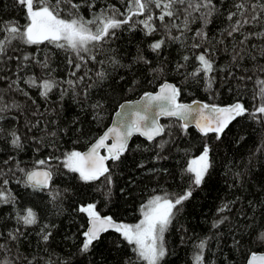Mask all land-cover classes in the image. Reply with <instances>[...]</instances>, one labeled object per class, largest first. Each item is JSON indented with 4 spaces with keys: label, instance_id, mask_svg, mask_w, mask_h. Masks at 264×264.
Listing matches in <instances>:
<instances>
[{
    "label": "trees",
    "instance_id": "trees-1",
    "mask_svg": "<svg viewBox=\"0 0 264 264\" xmlns=\"http://www.w3.org/2000/svg\"><path fill=\"white\" fill-rule=\"evenodd\" d=\"M73 2L81 4L80 14L85 19H91L94 13L109 4L123 11L126 0H94L96 7L92 9L87 4L93 0ZM214 3L218 12L204 29L208 39L201 42L200 49L191 47L195 42L191 37L202 27L199 19L189 25L190 31L183 44L169 40L159 54L152 52L149 45L162 38L163 29L146 36L140 25L132 29L124 26L116 30V35L104 45L103 51L96 54V61L88 60L77 73V76L85 77L76 89L80 95H74L70 90L61 97V88H56L44 100L40 98L38 89L23 83L20 87L29 93L31 99L18 91L6 92L5 99L17 101L23 111L13 110L6 114L7 119L0 120V128L4 129V133L0 134V169L7 171L9 166L3 162L9 157L14 158L11 162L13 168L19 162L20 167L30 171L35 167V161L47 159L50 155L62 158L65 152L84 151L108 127L121 102L138 98L145 92H154L165 82L180 88V102L202 101L227 106L239 100L251 111L254 104L260 103L253 99V81L242 82L239 77L252 75L256 63L264 65V56L258 55L256 61L246 57L239 68L233 65L231 57L235 41L224 36L223 42H219L228 25L224 17L231 9L232 0H214ZM4 21L26 23L23 10L15 4V0H0V22ZM155 23L159 24V21ZM251 43L260 46L264 41L254 39ZM204 47L211 50L216 68L210 90L202 79L187 75L195 66L193 54L203 51ZM19 49L14 55L34 53L40 60L48 55L52 78L58 81L76 79L69 75L72 69L67 59L71 53L44 45L39 49L19 45ZM184 55L193 58L177 71L176 65L185 63L182 59ZM140 56L151 63H143ZM112 58L117 59L119 65L113 67ZM99 61H104V64ZM17 64L15 60L0 63V77H8L0 79V89L7 90L11 80L17 79ZM101 68L107 71L108 77L100 84L94 83L95 72ZM152 68H163V72L153 73ZM229 72L232 74L229 75ZM18 75L24 79L33 75L49 78L48 70L35 64L19 70ZM89 77L92 79L89 80ZM88 83H92L93 87L88 89L85 99L82 93ZM62 87L67 88L68 85L63 84ZM97 102L102 103V109L91 107ZM37 107L46 115L39 127L29 131L26 122L39 118L32 115V110ZM45 121L54 122L48 123L47 127L49 131L57 132L55 138L45 136L42 131ZM179 123L175 119L163 120V125L171 126L168 131L172 135H165L152 143L134 137L120 160L109 162L111 183L105 177L84 183L56 159L50 162L54 173L50 189L33 191L25 188L15 182L23 179L19 171H15L14 175L8 173L5 177L10 180L7 189L15 197V204H0V231L6 233L17 227V212L32 208L38 223L22 229L25 235L19 239L17 247L23 255L50 258L52 264H134L135 254L115 230L103 232L90 251L82 253L80 247L88 216L79 209L93 204L101 216L111 217L123 224L138 223L142 218L141 206L152 196L180 194L189 187V178L183 169L188 160L198 156L207 144L212 167L204 183L193 188L192 197L178 206L180 211L176 212L164 233L165 256L160 264H194V255L198 251L195 245L205 238L208 240L204 252L205 264H245L251 253L264 250V241L258 239V234L264 231V125L248 116L237 117L222 138L217 140L215 134L204 137L192 127L188 128L187 134L182 133ZM12 128L18 130L22 137L23 147L20 149L13 148L9 143L7 132ZM32 137L42 143H37ZM160 140L169 141L163 149L156 146ZM258 148L261 150L257 151ZM238 172L244 173L242 178L237 177ZM53 192L59 193L55 201L50 195ZM226 202L231 211L218 214L217 210ZM223 215L229 216V220L214 229L213 222ZM43 225H48L47 231L51 232L46 245L39 236Z\"/></svg>",
    "mask_w": 264,
    "mask_h": 264
},
{
    "label": "snow or ice",
    "instance_id": "snow-or-ice-1",
    "mask_svg": "<svg viewBox=\"0 0 264 264\" xmlns=\"http://www.w3.org/2000/svg\"><path fill=\"white\" fill-rule=\"evenodd\" d=\"M15 4L23 10L26 23L21 25L18 21L0 22V63L15 60L18 62V72L28 67L29 64H35L42 69H47L49 78L33 75L24 79L19 77L17 72V79L11 80L7 90L0 89V120L7 119L6 114L13 110L23 111L21 104L17 101L5 99L6 92L18 91L31 99L29 93L20 87L21 83L26 84L29 88L38 89L40 98L44 100H47L49 94L56 88H61V97L70 90L74 95H80L81 93H78L76 89L85 77L77 76V73L81 71L88 60L96 61V54L103 51L104 45L116 35V30L124 26L132 29L136 25H140L146 36H151L163 29L162 38L149 45L152 52L159 54L169 40L183 44L187 38V32L190 31L189 25L199 19L202 22V27L191 37L195 41L191 47L200 49L202 47L201 42L208 39V34L204 29L218 12L214 0H126L123 11L109 4L99 12L94 13L91 19H85L80 14L81 4L75 3L73 0H54V2L53 0H15ZM87 6L89 9L96 7L94 0L89 2ZM62 12L66 15H62ZM224 18L228 25L221 34L222 39L219 42H223L224 36L235 41L231 57L235 67H241L246 57L256 61L258 55L264 56V44L258 46L251 43L254 39L264 41V0H232L231 9ZM155 21H159V24H156ZM250 28L257 30L248 31ZM173 30L178 35L174 34ZM250 44L251 47H249ZM19 45L36 46L37 49L41 45L46 48L51 46L71 53L72 55L67 59L69 68L72 69L69 75L76 77V79L58 81L52 78L50 57L46 55L43 60H40L34 53L14 55L20 51ZM210 51L209 48L204 47L203 51L194 53L195 66L187 74L190 78L202 79L209 90L212 88L215 79L213 73L216 71ZM192 58V56L184 55L182 59L185 63L177 64V71L184 68L185 64ZM139 59L145 64L151 63L143 56H140ZM110 62L113 67L119 65V61L115 58H112ZM99 63L103 65L104 61H99ZM254 67L255 71L252 75L239 77L242 82L253 81L255 88L253 99L259 100L260 103L254 104L251 111L239 100L225 107L207 103L201 104L199 101H193L192 104L180 103V88L165 82L159 86L158 91L154 93L145 92L141 100L134 105H120L122 111L116 113L113 126L108 127L102 135L97 137L86 152L72 150L65 152L62 158L50 155L47 159L35 161V167L31 171H26L20 167L19 162H16L13 168L11 162L14 158L9 157L3 162L4 165L9 166L7 171L0 169V179H2L0 204H15V197L7 189L10 180L5 177L8 173L14 175L15 171H19L23 179H17L15 182L22 184L25 188H31L33 191L50 189V182L54 175L50 162L53 159L59 160L64 169L77 174L84 183L98 181L101 177H105L111 183L107 162L120 160L121 156L128 150V142L133 135L142 136L149 143L157 141L159 137L172 135L168 131L171 126H165L158 122L161 116L175 117L180 122L179 128L182 133L187 134L189 125L194 124L200 135L208 137L209 134H215L217 140L222 138L225 129L237 117L248 116L258 124L264 125V65L256 63ZM151 71L162 73L163 68L159 70L152 68ZM231 74L229 72V75ZM107 77V71L101 68L95 72L94 83L100 84ZM0 79H8V77L2 76ZM91 79L92 77H89V80ZM63 84H67L68 87L63 88ZM91 87H93L92 83L84 86L82 94L85 99H87L88 89ZM32 103L35 104V101L33 100ZM91 107L94 110L102 109L103 105L97 102ZM32 115H38L39 118L35 121L26 122L29 131L40 126L46 113L39 112L37 107L32 110ZM48 123L54 122L45 121L42 131L45 136L55 138L57 132L49 131ZM3 133L4 129L0 128V134ZM7 136L10 137L9 143L13 148L20 149L23 147L22 137L18 130L12 128L7 132ZM32 139L36 140L37 143H42L36 137H32ZM168 142L167 140H160L156 146L163 149L164 144ZM101 149L104 150L105 154H101ZM260 150L257 149V151ZM37 151H39L38 148ZM209 153L210 147L205 144L198 156L188 160L183 169V173L188 176L190 182L186 190L180 194L152 196L141 206L142 218L134 225L118 224L111 217H102L93 204L81 207L79 211L88 216V228L83 233L84 240L80 251L82 253L89 252L94 241L100 238V234L111 228L119 232L131 247L136 257L134 264H140V262L143 264H160L165 256L164 233L168 230L176 212L180 211L178 206H182L185 201L192 197L193 188L204 183L205 177L212 167ZM236 175L238 178H242L244 173L238 172ZM50 195L53 201L59 198V193L53 192ZM217 211L218 214L225 213L231 211V207L226 202ZM15 220L17 227L6 233L0 231V264H52L50 258L46 260L43 256L29 257L23 255L17 247L19 239L25 235L22 229L30 228L38 223L37 214L33 209L27 208L22 213L18 211ZM227 220H229V216L223 215L213 222L212 227L214 229L219 228ZM48 227V225H43L39 232L40 240L45 245L51 236V232L47 231ZM258 239L264 241V231L258 234ZM207 243L208 240L205 238L195 245L198 251L194 255V264H205L204 252ZM247 264H264V255L257 256L253 253L248 257Z\"/></svg>",
    "mask_w": 264,
    "mask_h": 264
},
{
    "label": "water",
    "instance_id": "water-1",
    "mask_svg": "<svg viewBox=\"0 0 264 264\" xmlns=\"http://www.w3.org/2000/svg\"><path fill=\"white\" fill-rule=\"evenodd\" d=\"M167 83H169V82H167ZM172 84V83H171ZM158 89H159V87L154 91V92H156V91H158ZM153 92V93H154ZM143 96V94L141 95V96H139L138 98H135V99H133V100H128V101H123V102H121L119 105H118V107H117V109H116V111L113 113V115H112V117H111V121H110V123H109V125H108V127H110V126H113V124H114V122H115V120H116V113L117 112H119V111H122V109L120 108V105H129V104H132V105H134L137 101H140L141 100V97ZM180 102V101H179ZM201 104H204L205 102H202V101H199ZM180 103H183V104H192L193 102H189V103H186V102H180ZM234 104V103H233ZM209 105H211V104H209ZM228 106V105H227ZM193 107H195V105H193ZM220 107H225V106H220ZM168 119H175V120H177L175 117H167V116H161V117H159V120H158V122L160 123V124H162V121L163 120H168ZM178 121V120H177ZM235 121V120H234ZM234 121H232L229 125H228V127L234 122ZM163 125V124H162ZM107 127V128H108ZM190 127H192V128H194L195 129V126H194V124H190L189 125V128ZM227 127V128H228ZM106 128V129H107ZM226 128V129H227ZM105 129V130H106ZM225 129V130H226ZM104 130V131H105ZM196 130V129H195ZM103 131V132H104ZM197 131V130H196ZM103 132H102V134H103ZM101 134V135H102ZM210 135V134H209ZM99 137V136H98ZM134 137H139V138H141V139H143V140H145V141H147L144 137H142V136H139V135H133L130 139H129V142H128V145H129V143H130V141L134 138ZM160 138V137H159ZM159 138H157V139H159ZM95 142V140L92 142V143H94ZM91 143V144H92ZM109 143H111V141H109ZM90 144V145H91ZM89 145V146H90ZM89 146L84 150V151H82V152H86L87 150H88V148H89ZM101 151V154L103 155V154H105L104 153V150L103 149H101L100 150ZM109 162L110 161H108L107 162V166H108V164H109ZM31 171V170H30ZM51 183V182H50ZM46 190V189H45ZM102 217H105V216H102ZM114 221V220H113ZM115 223H118V222H116V221H114ZM119 224V223H118ZM87 228H88V219H87V227H86V230H87ZM110 230H113V229H111V228H109V230L108 231H110ZM103 233V232H102ZM101 233V234H102ZM101 234H100V236H101ZM253 253H251L248 257H250L251 255H252ZM254 254H256L257 256H261V255H264V250L262 251V252H258V253H254ZM248 259V258H247ZM245 264H247V260H246V262H245Z\"/></svg>",
    "mask_w": 264,
    "mask_h": 264
},
{
    "label": "rangeland",
    "instance_id": "rangeland-1",
    "mask_svg": "<svg viewBox=\"0 0 264 264\" xmlns=\"http://www.w3.org/2000/svg\"><path fill=\"white\" fill-rule=\"evenodd\" d=\"M134 225V224H133Z\"/></svg>",
    "mask_w": 264,
    "mask_h": 264
}]
</instances>
